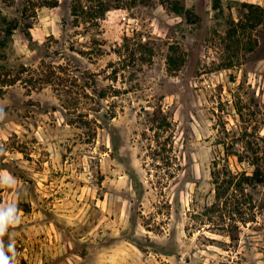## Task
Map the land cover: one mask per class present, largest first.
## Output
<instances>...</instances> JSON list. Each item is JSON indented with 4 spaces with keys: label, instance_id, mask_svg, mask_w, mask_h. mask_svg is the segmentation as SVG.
Instances as JSON below:
<instances>
[{
    "label": "rangeland",
    "instance_id": "1",
    "mask_svg": "<svg viewBox=\"0 0 264 264\" xmlns=\"http://www.w3.org/2000/svg\"><path fill=\"white\" fill-rule=\"evenodd\" d=\"M54 1L0 0V264H264V178L238 240L200 215L214 161L264 177V0Z\"/></svg>",
    "mask_w": 264,
    "mask_h": 264
},
{
    "label": "trees",
    "instance_id": "2",
    "mask_svg": "<svg viewBox=\"0 0 264 264\" xmlns=\"http://www.w3.org/2000/svg\"><path fill=\"white\" fill-rule=\"evenodd\" d=\"M139 0H73L70 6V15L72 17V21L76 27L81 24L85 26L84 28H98L99 20L104 18L106 12L110 9H117L129 6L131 4L137 3ZM141 1H150V0H141ZM57 3V0L54 1ZM55 4H51L54 6ZM252 8V6H251ZM253 8L259 9L258 5ZM26 37H29V33H25ZM45 53V52H44ZM124 60V57L121 59ZM36 71V74L34 72ZM32 71V75H37L40 83H48L55 84L58 80H68L71 75L68 71L67 66H55L52 61H45L40 59L39 65L36 66ZM113 70L108 73V76L111 75ZM65 75V78H64ZM94 84V80H93ZM92 85V84H91ZM85 84L82 85V90L85 96L86 93ZM92 92L94 93L95 90ZM123 88H117L115 85H110L107 89L103 90V94L96 95L99 99L104 96L108 97L109 95H116V93H120ZM90 99V97H89ZM112 102V101H110ZM113 103H110V113L108 114L109 118L115 116V110L113 108ZM94 110L93 108H89L88 110ZM87 110V109H86ZM99 111V110H97ZM96 111V112H97ZM86 115V112H83ZM156 116L160 115L161 122L156 123V126H152L150 129H155L156 135L160 132H166V127L168 126V121L166 117L162 114L161 110L157 109L154 111ZM82 116V117H83ZM159 117V116H158ZM157 117V118H158ZM169 136L163 138V140L159 143L166 152L164 158L168 160L176 159L175 155L170 156V152L172 151L171 145L168 140ZM157 141V140H156ZM231 151H226L225 155H232ZM180 164L175 166V169L178 170ZM171 173V172H170ZM261 173L256 170L251 173H247L245 170H234L232 171L229 166L226 164H220L218 161L213 162V167L211 170V179L214 188V198L219 200L224 198L220 203L210 204L205 206L200 215L205 216L206 220L209 221L208 224L212 225L216 230H223L227 232V236L230 241L238 240V232L239 225L245 224L248 221H254V206L252 204L251 196L248 191H246L247 187H254L255 183H259L262 181ZM222 212L218 216H213L212 213Z\"/></svg>",
    "mask_w": 264,
    "mask_h": 264
}]
</instances>
